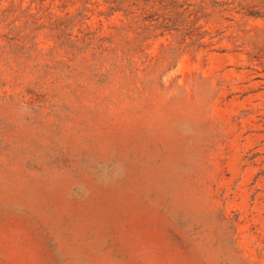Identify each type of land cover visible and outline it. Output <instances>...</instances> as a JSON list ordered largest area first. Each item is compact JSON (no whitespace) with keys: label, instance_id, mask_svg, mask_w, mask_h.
I'll return each mask as SVG.
<instances>
[{"label":"rangeland","instance_id":"1","mask_svg":"<svg viewBox=\"0 0 264 264\" xmlns=\"http://www.w3.org/2000/svg\"><path fill=\"white\" fill-rule=\"evenodd\" d=\"M0 264H264V0H0Z\"/></svg>","mask_w":264,"mask_h":264}]
</instances>
